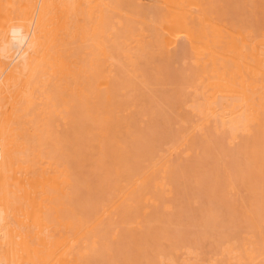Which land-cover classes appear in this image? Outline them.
Instances as JSON below:
<instances>
[{"label":"bare ground","instance_id":"obj_1","mask_svg":"<svg viewBox=\"0 0 264 264\" xmlns=\"http://www.w3.org/2000/svg\"><path fill=\"white\" fill-rule=\"evenodd\" d=\"M155 1L0 0V264H264V0Z\"/></svg>","mask_w":264,"mask_h":264},{"label":"rangeland","instance_id":"obj_2","mask_svg":"<svg viewBox=\"0 0 264 264\" xmlns=\"http://www.w3.org/2000/svg\"><path fill=\"white\" fill-rule=\"evenodd\" d=\"M147 3H149V4H152V5H154L155 7L154 8H156L157 7V5H158V3L155 1V0H145ZM154 10V9H153ZM154 13V12H153ZM185 61L184 60H182V61H179V62H177L176 63V66L177 67H182L185 63H184ZM181 70V69H180ZM166 88H168V87H166ZM179 156V157H178ZM177 156V158L178 159H180V158H182L183 156L182 155H178ZM181 156V157H180Z\"/></svg>","mask_w":264,"mask_h":264}]
</instances>
